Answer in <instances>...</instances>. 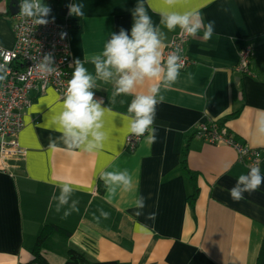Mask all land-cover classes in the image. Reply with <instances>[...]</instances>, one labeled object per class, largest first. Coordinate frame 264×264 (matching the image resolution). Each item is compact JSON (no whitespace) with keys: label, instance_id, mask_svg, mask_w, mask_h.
Here are the masks:
<instances>
[{"label":"crops","instance_id":"0c3cea01","mask_svg":"<svg viewBox=\"0 0 264 264\" xmlns=\"http://www.w3.org/2000/svg\"><path fill=\"white\" fill-rule=\"evenodd\" d=\"M43 3L51 8L46 19L69 16L72 21L73 64L100 53L112 33L124 29L130 35L137 0ZM70 3H82L84 15H70ZM19 5L20 0H0V45L8 49ZM145 7L165 32L168 46L179 32L160 25V14L169 6L164 0H147ZM175 9L200 12L205 24L214 22V33L206 41L201 30L190 40L185 51L192 65L161 90L155 143H148L147 134L135 151L127 150L125 117L132 97L113 94L115 77L112 83L97 80L93 89L94 99L110 109L103 118L106 139L94 152L64 150L55 126L63 100L56 91L48 89L34 99L18 136L26 155L6 167L0 160V264L31 263L44 233L50 245L42 254L49 264H81L69 259L71 251L83 254L87 264H257L264 240V184L234 201L228 190L250 168L236 150L199 140L195 130L223 122L240 143L261 151L258 167L264 175V138L254 131L257 110L264 109V0H177ZM245 45L253 48L250 74L236 69ZM84 66L95 77L94 65ZM149 83L137 91H146ZM49 137L57 138V147H48ZM185 153L193 182L182 168ZM124 170L135 187L124 192L115 185L113 194L101 175ZM62 183L75 189L69 204L79 201V211L67 218L64 209L56 211ZM194 184L199 195L192 204ZM138 196L146 201L141 216L134 214ZM100 210L109 214L107 219ZM149 213H156L154 221L146 219Z\"/></svg>","mask_w":264,"mask_h":264},{"label":"clouds","instance_id":"9594fccd","mask_svg":"<svg viewBox=\"0 0 264 264\" xmlns=\"http://www.w3.org/2000/svg\"><path fill=\"white\" fill-rule=\"evenodd\" d=\"M147 0H137L131 10L133 23L130 35L121 29L119 34L112 33L100 53L86 57L84 61L76 59L70 67L73 68L72 77L67 82L63 94L62 111L55 119V126L60 130V139L65 151L82 150L94 152L103 147L106 139L104 116L109 112L103 107L102 99H94L96 81L112 83L114 80V95L131 96L128 104L126 119L129 132L135 136H145L149 144L156 142V129L153 127L156 118L157 105L164 101L162 89L170 88L177 82L180 71L184 67L179 49L169 52L166 56L162 51L167 47V39L161 27L154 24L145 7ZM168 9L160 14V25L168 32L177 28L186 37L195 38L203 30V39L209 40L214 33V22L204 23L198 11H179L175 9L177 0H164ZM19 15L31 18L35 25H45L51 8L43 0H20ZM69 14L77 17L84 15L82 3L67 5ZM91 63L95 68V77L88 72L84 63ZM52 53L43 54L32 70L40 77L55 74L58 69L54 66ZM8 69L0 64V81L6 78ZM150 82L146 91L138 92L137 86ZM254 131L257 137L264 138V109L257 110ZM57 138L49 137V148L57 147ZM105 186L115 194L121 186L124 192H131L135 187L132 176L127 170L105 171L102 173ZM264 184V175H261L258 166H251L247 174H241L236 183L229 189V195L234 201L244 199V193H252ZM59 195L56 211L64 209L63 217L67 218L72 212H78V200L70 196L75 190L68 183L58 185ZM136 216L144 215L146 201L138 196L136 201ZM67 206V207H65ZM100 216L107 219L109 214L100 210ZM156 213H149L146 219L154 221ZM99 219V217H97ZM143 227V226H142Z\"/></svg>","mask_w":264,"mask_h":264},{"label":"built area","instance_id":"2783aa9c","mask_svg":"<svg viewBox=\"0 0 264 264\" xmlns=\"http://www.w3.org/2000/svg\"><path fill=\"white\" fill-rule=\"evenodd\" d=\"M45 25H35L31 18L19 14L13 17L14 43L8 49L0 45V64L8 69L6 78L0 86V160L6 167L9 161L17 160L26 155L21 147L18 136L25 127L24 116L35 98L53 89L63 100L67 82L71 79V20L67 16L63 21L47 19ZM192 37H186L179 32L164 50L166 56L176 49L180 50L184 67L192 65L185 51ZM52 53L58 71L48 77H40L32 67L38 63L43 54ZM253 48L245 45L239 53L237 72L250 74ZM147 133L145 134V136ZM145 136H135L130 133L126 138L127 150L133 152L141 144ZM195 137L215 146H228L237 151L239 158L249 168L259 166L262 153L240 143L225 124L219 121L200 124L195 130Z\"/></svg>","mask_w":264,"mask_h":264},{"label":"trees","instance_id":"16d2710c","mask_svg":"<svg viewBox=\"0 0 264 264\" xmlns=\"http://www.w3.org/2000/svg\"><path fill=\"white\" fill-rule=\"evenodd\" d=\"M64 1L65 0H58L59 5H62ZM55 19L58 20V21H63L64 20V19H61L59 17H56ZM219 122L221 124H224L221 121H219ZM182 168H183V171H184L185 175L188 178H190V180L193 182L194 179H195V175L187 166L186 153L184 154V159H183V162H182ZM198 195H199V191H198L197 187L194 184L192 194L189 197L190 203L193 204L197 200ZM48 239H49V236L47 234H45V233L42 234L38 238L37 243H36V247L33 250L34 259L29 264H49L47 259L42 254L44 249L48 248L49 245H50V241ZM69 259L72 262H78V263H81V264H87L85 256L83 254L79 253V252H76V251L69 252ZM257 264H264V240H263V243H262V246H261V250H260V254H259V257H258Z\"/></svg>","mask_w":264,"mask_h":264},{"label":"water","instance_id":"95a60500","mask_svg":"<svg viewBox=\"0 0 264 264\" xmlns=\"http://www.w3.org/2000/svg\"><path fill=\"white\" fill-rule=\"evenodd\" d=\"M15 8V7H14ZM18 14V13H17Z\"/></svg>","mask_w":264,"mask_h":264}]
</instances>
